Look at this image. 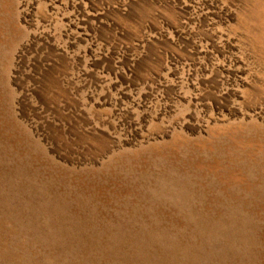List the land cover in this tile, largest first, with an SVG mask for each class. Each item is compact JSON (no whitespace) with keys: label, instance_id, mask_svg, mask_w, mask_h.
<instances>
[{"label":"rangeland","instance_id":"obj_1","mask_svg":"<svg viewBox=\"0 0 264 264\" xmlns=\"http://www.w3.org/2000/svg\"><path fill=\"white\" fill-rule=\"evenodd\" d=\"M0 264H264V0H0Z\"/></svg>","mask_w":264,"mask_h":264}]
</instances>
